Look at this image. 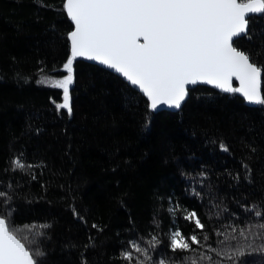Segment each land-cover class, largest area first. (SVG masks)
Listing matches in <instances>:
<instances>
[{
	"label": "trees",
	"instance_id": "1",
	"mask_svg": "<svg viewBox=\"0 0 264 264\" xmlns=\"http://www.w3.org/2000/svg\"><path fill=\"white\" fill-rule=\"evenodd\" d=\"M249 27L240 47L264 52V14ZM73 29L63 0H0V215L45 253L40 264H136L145 257L133 242L151 264H233L216 252L244 243L242 229L257 235L238 264H264V105L197 86L180 111L154 112L117 74L75 60L69 116L53 103L62 90L38 81L67 74ZM262 84L264 94V73ZM176 228L200 244L173 252Z\"/></svg>",
	"mask_w": 264,
	"mask_h": 264
},
{
	"label": "snow or ice",
	"instance_id": "2",
	"mask_svg": "<svg viewBox=\"0 0 264 264\" xmlns=\"http://www.w3.org/2000/svg\"><path fill=\"white\" fill-rule=\"evenodd\" d=\"M63 9L74 25L67 34L71 51L63 64L67 74L61 79L43 77L38 81L62 90V102L53 101L58 111L65 109L72 115L70 86L74 84L73 64L78 57L98 61L122 74L147 97L152 110L160 105L179 109L188 96L187 86L197 83L239 93L249 103L264 105V64L256 59L264 52L242 49L238 42L242 34L247 36L250 32V14H264V0H63ZM233 78L239 81V87H233ZM221 148L228 150L224 145ZM13 163L17 168L25 167L20 159ZM255 215L261 216V212ZM184 218L194 220L195 226L203 230L204 224L195 212ZM256 227L264 229V223ZM20 231L0 215V264H40L37 257L45 253L27 247L24 241L28 237L19 236ZM236 231L232 229L233 233ZM256 235L251 229L240 230L244 243L229 245L217 251V256L238 264ZM260 237L264 239V233ZM203 239L208 240V236ZM236 239L235 235L228 237L229 241ZM159 243L152 236L149 247L155 248ZM199 244L196 235L189 240L179 228L171 232L169 247L173 252L191 251L192 245ZM132 248L145 257L136 264H151L147 249L135 242ZM122 258L132 262V252L125 251ZM202 259L216 264L211 256L186 258L183 264H199ZM156 264L175 262L164 255Z\"/></svg>",
	"mask_w": 264,
	"mask_h": 264
},
{
	"label": "water",
	"instance_id": "3",
	"mask_svg": "<svg viewBox=\"0 0 264 264\" xmlns=\"http://www.w3.org/2000/svg\"><path fill=\"white\" fill-rule=\"evenodd\" d=\"M250 15H251V17H253V16H255V15H259V14H250ZM69 20H70V19H69ZM70 21H71V20H70ZM71 23H72V21H71ZM72 24H73V23H72ZM73 27H74V25H73ZM242 37H244L243 34H242L241 38H242ZM235 39H236V38H234V40H235ZM239 39H240V38H239ZM76 60H82V61H85V62H88V63L96 64V65L101 66V67H103V68H105V69H107V70H110V71H112L113 73H115V74H117L118 76H120L124 81H126L128 84L131 85V83H130L129 81H127V79H126L125 77H123L122 74L117 73L114 69H110V68H108L107 66H105V65H103V64H101V63H99L98 61L88 60V59L83 58V57H78ZM131 86H132L133 88H135L137 91H139L137 86H133V85H131ZM197 86H207V87H210V88H212V89H215V90H217V91H219V92H222V93H225V94H231V93L223 92V91H221L220 89L214 87L213 85H209V84H205V83H197L196 85H189V86H187L188 89H189L188 96H187L186 99L182 102L181 107H180L179 109H177V108H175V107H169V106H167V105H160V106L158 107L157 110H152V111H154V112H159V111H164V110H169V111H174V112H176V111H180V110L182 109V107L184 106L185 102L187 101L188 97H189L190 90L194 89V88L197 87ZM262 86H263V84H262V77H261V91H262ZM233 87H239V81L235 80V78H233ZM139 92H140V91H139ZM140 93L143 94L142 92H140ZM236 94L245 100V98H244L241 94H239V93H236ZM145 97H146V96H145ZM146 99H147V97H146ZM147 100H148V99H147ZM245 101H246V100H245ZM149 103H150V102H149ZM246 103H247V105H249V106H257V105H259V104L249 103L248 101H246Z\"/></svg>",
	"mask_w": 264,
	"mask_h": 264
}]
</instances>
